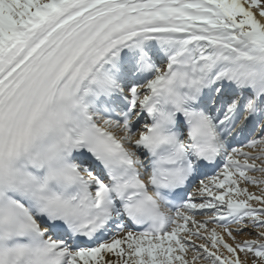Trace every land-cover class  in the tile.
Masks as SVG:
<instances>
[{
    "label": "snow or ice",
    "instance_id": "obj_1",
    "mask_svg": "<svg viewBox=\"0 0 264 264\" xmlns=\"http://www.w3.org/2000/svg\"><path fill=\"white\" fill-rule=\"evenodd\" d=\"M0 264H264V0H0Z\"/></svg>",
    "mask_w": 264,
    "mask_h": 264
}]
</instances>
